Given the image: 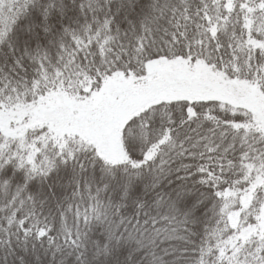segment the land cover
Returning a JSON list of instances; mask_svg holds the SVG:
<instances>
[{
    "label": "snow or ice",
    "instance_id": "1",
    "mask_svg": "<svg viewBox=\"0 0 264 264\" xmlns=\"http://www.w3.org/2000/svg\"><path fill=\"white\" fill-rule=\"evenodd\" d=\"M0 264H264V0H0Z\"/></svg>",
    "mask_w": 264,
    "mask_h": 264
}]
</instances>
